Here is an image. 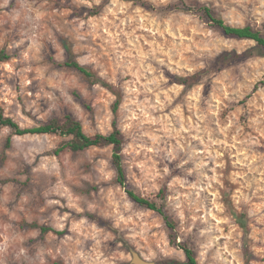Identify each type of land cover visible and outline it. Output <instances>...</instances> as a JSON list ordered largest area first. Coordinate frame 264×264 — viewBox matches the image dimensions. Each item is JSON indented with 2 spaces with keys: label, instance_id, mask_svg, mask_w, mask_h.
I'll return each instance as SVG.
<instances>
[{
  "label": "rangeland",
  "instance_id": "374dc122",
  "mask_svg": "<svg viewBox=\"0 0 264 264\" xmlns=\"http://www.w3.org/2000/svg\"><path fill=\"white\" fill-rule=\"evenodd\" d=\"M201 6L264 32V0H0V108L23 128L116 123L130 189L163 205L200 264H264V51ZM69 58L114 85L116 114ZM68 141L0 128V264L184 261L163 216L118 183L113 147L56 154Z\"/></svg>",
  "mask_w": 264,
  "mask_h": 264
},
{
  "label": "trees",
  "instance_id": "16d2710c",
  "mask_svg": "<svg viewBox=\"0 0 264 264\" xmlns=\"http://www.w3.org/2000/svg\"><path fill=\"white\" fill-rule=\"evenodd\" d=\"M199 10L207 18L208 22L212 24L213 27L217 28L222 32V34L229 38H235L239 40H251L254 41L258 48L264 51V32L262 30L256 29L250 25L246 26H232L227 24L222 18L217 16L214 11L209 6H201ZM228 55V54H225ZM233 57H239L237 54H233ZM12 56L4 49H0V77H1V64L7 63L11 60ZM66 67L73 68L78 71L83 77L92 85H101L102 87L108 89L115 96L117 100L113 105V112L116 114L118 112L121 96L115 90L113 84H110L102 80L96 73L91 71L85 65H82L73 58L64 64ZM181 81V80H179ZM8 127L10 128L14 135L24 136V135H40V134H56L62 137H68L69 141L64 143L60 148L57 149L56 154L61 153L65 149H70L73 152L84 151L92 147H113L112 163L114 165L117 181L126 190L129 197L137 204L142 207L155 211L163 216L167 227L170 231L169 239L170 244L183 251L185 255V260L178 259H166L158 264H200L197 259L196 251L186 242H178L176 235V224L171 220L168 214L164 211L163 205L158 204L156 201L147 199L139 196L134 191H132L127 183V176L123 165V144L124 138L121 130L114 123L113 131L109 134H95L89 136L85 133L83 126L80 121L72 116H66L64 119H52L48 123L35 126V127H21L12 118L7 117L3 110L0 108V128ZM12 145V139L9 138L6 142V146L10 147ZM160 195L164 199L165 192L161 191ZM32 227H39L43 236L52 232L58 236L65 235V231L56 230L47 226H38L36 223L31 224Z\"/></svg>",
  "mask_w": 264,
  "mask_h": 264
},
{
  "label": "water",
  "instance_id": "95a60500",
  "mask_svg": "<svg viewBox=\"0 0 264 264\" xmlns=\"http://www.w3.org/2000/svg\"><path fill=\"white\" fill-rule=\"evenodd\" d=\"M133 264H152L141 259L137 254H133Z\"/></svg>",
  "mask_w": 264,
  "mask_h": 264
}]
</instances>
